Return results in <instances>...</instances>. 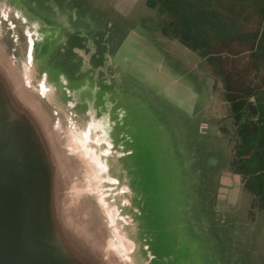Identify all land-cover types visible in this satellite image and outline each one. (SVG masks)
<instances>
[{
  "label": "water",
  "instance_id": "95a60500",
  "mask_svg": "<svg viewBox=\"0 0 264 264\" xmlns=\"http://www.w3.org/2000/svg\"><path fill=\"white\" fill-rule=\"evenodd\" d=\"M27 3L0 0V264H211L166 100L69 76L75 33Z\"/></svg>",
  "mask_w": 264,
  "mask_h": 264
},
{
  "label": "rangeland",
  "instance_id": "374dc122",
  "mask_svg": "<svg viewBox=\"0 0 264 264\" xmlns=\"http://www.w3.org/2000/svg\"><path fill=\"white\" fill-rule=\"evenodd\" d=\"M25 1L35 12L76 33L71 38L77 46L76 56L70 49L62 53L58 45L52 59L69 76L78 69L70 59H81V73L94 83L128 84V76L121 81L123 65L152 93L143 84L136 86L137 91L163 96L166 102L160 99L159 104L168 111L169 122L177 126L180 159L184 170L185 160L188 162V180L198 191V217L202 220L195 234L204 243L211 264H263L264 212L252 206L240 176L231 170L228 106L222 98V85L213 80L204 58L164 34L163 15L149 8L145 0ZM92 59L98 61V67H91ZM223 128L227 135L221 133ZM220 194L222 201L225 195L228 208H219L216 198Z\"/></svg>",
  "mask_w": 264,
  "mask_h": 264
},
{
  "label": "trees",
  "instance_id": "16d2710c",
  "mask_svg": "<svg viewBox=\"0 0 264 264\" xmlns=\"http://www.w3.org/2000/svg\"><path fill=\"white\" fill-rule=\"evenodd\" d=\"M145 3L163 15L162 32L204 58L221 83L232 127L230 167L264 212V0Z\"/></svg>",
  "mask_w": 264,
  "mask_h": 264
},
{
  "label": "crops",
  "instance_id": "0c3cea01",
  "mask_svg": "<svg viewBox=\"0 0 264 264\" xmlns=\"http://www.w3.org/2000/svg\"><path fill=\"white\" fill-rule=\"evenodd\" d=\"M235 174V173H234ZM235 175H238V176H240L239 174H235ZM240 179H241V177H240ZM242 181V180H241ZM229 188H226V191L228 190ZM229 191V190H228ZM245 192V191H244ZM247 193V192H246ZM223 194H224V190H223ZM248 194V193H247ZM249 195V194H248ZM250 196V195H249ZM222 197H223V195H221L220 194V196H218L217 195V198H216V202H217V204H218V206H219V208L221 209V207L222 208H224V206H226L227 207V204H226V197H225V195H224V199H225V201H222ZM251 197V196H250ZM216 205H214V207H215ZM228 208V207H227ZM218 209V208H217ZM221 211V210H220Z\"/></svg>",
  "mask_w": 264,
  "mask_h": 264
},
{
  "label": "flooded vegetation",
  "instance_id": "af4514ba",
  "mask_svg": "<svg viewBox=\"0 0 264 264\" xmlns=\"http://www.w3.org/2000/svg\"><path fill=\"white\" fill-rule=\"evenodd\" d=\"M76 34V33H75Z\"/></svg>",
  "mask_w": 264,
  "mask_h": 264
}]
</instances>
